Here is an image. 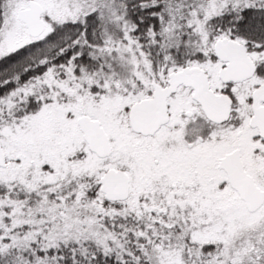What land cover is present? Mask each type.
<instances>
[{
	"label": "snow or ice",
	"instance_id": "6c2138e0",
	"mask_svg": "<svg viewBox=\"0 0 264 264\" xmlns=\"http://www.w3.org/2000/svg\"><path fill=\"white\" fill-rule=\"evenodd\" d=\"M0 264H264V0H0Z\"/></svg>",
	"mask_w": 264,
	"mask_h": 264
}]
</instances>
